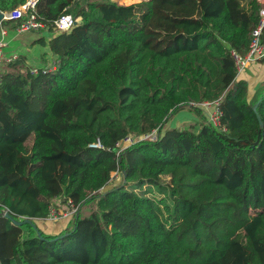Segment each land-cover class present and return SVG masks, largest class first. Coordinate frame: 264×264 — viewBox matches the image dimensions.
Listing matches in <instances>:
<instances>
[{
  "label": "trees",
  "instance_id": "trees-1",
  "mask_svg": "<svg viewBox=\"0 0 264 264\" xmlns=\"http://www.w3.org/2000/svg\"><path fill=\"white\" fill-rule=\"evenodd\" d=\"M258 9L37 0L49 30L63 13L81 21L50 38L53 73L30 75L23 55L1 69L0 264H264V91L247 99L231 56L247 51ZM218 98L225 131L198 106ZM182 109L198 120L165 129ZM68 201L76 213L56 235L3 215L45 219Z\"/></svg>",
  "mask_w": 264,
  "mask_h": 264
},
{
  "label": "built area",
  "instance_id": "built-area-1",
  "mask_svg": "<svg viewBox=\"0 0 264 264\" xmlns=\"http://www.w3.org/2000/svg\"><path fill=\"white\" fill-rule=\"evenodd\" d=\"M36 2L37 0H26L25 3L18 5L11 11L3 12V19L17 21L18 24L14 30L18 33L40 31L41 29H48L47 26L38 19L36 15ZM259 3L258 21L256 26L252 29L250 34V42L248 49L245 53H240L236 50H231L236 76L245 70L251 63L264 60V0H257ZM1 20V21H2ZM0 21V72L1 69L7 64L15 60L18 56L17 53L7 52V29L1 25ZM78 22V18L73 17L69 13L61 14L56 21L52 24V31L55 33L69 31ZM57 58H54L48 65H34L30 66L28 72L32 76L47 75L53 73L57 68ZM1 81V78H0ZM205 110L207 122L220 131H225L226 127L221 122L222 111L220 109V98L212 101H203L198 104ZM158 130L154 129L150 133L142 136L127 135L116 143V146L122 150L128 145L136 143L140 140H155L158 138ZM115 174L117 172H114ZM117 176L119 174L117 173ZM71 212L77 210L70 201H68ZM56 213L49 210V215L53 216Z\"/></svg>",
  "mask_w": 264,
  "mask_h": 264
},
{
  "label": "crops",
  "instance_id": "crops-1",
  "mask_svg": "<svg viewBox=\"0 0 264 264\" xmlns=\"http://www.w3.org/2000/svg\"><path fill=\"white\" fill-rule=\"evenodd\" d=\"M4 27L7 29V36L5 39L7 41V52H14L18 55L25 56L26 61L30 66L48 65L54 58H56L48 45L50 38L57 34L52 30L41 29L40 31L18 33L14 30L13 23L7 24ZM236 80H245L247 82V99L252 101L258 93L264 91V60L251 63L245 70L236 76ZM180 112L185 115L184 118H182V122L179 120L172 121L171 119L173 117H171L166 122L165 129L184 128L190 123L198 120L197 116L189 109H182L177 113ZM104 189H107V186L102 190ZM61 206H63V204ZM62 220L63 221H60L55 226H49L48 223L45 226V222H42L44 228H41L38 224L37 227L46 234H53L67 227L69 219Z\"/></svg>",
  "mask_w": 264,
  "mask_h": 264
},
{
  "label": "rangeland",
  "instance_id": "rangeland-1",
  "mask_svg": "<svg viewBox=\"0 0 264 264\" xmlns=\"http://www.w3.org/2000/svg\"><path fill=\"white\" fill-rule=\"evenodd\" d=\"M114 1H117L119 3H123V4H128V3H131L132 1H135V0H114ZM78 21H81L80 18L78 17ZM199 106V105H198ZM200 110L204 113L205 115V110L201 107ZM184 114L182 112L180 113H177L173 116V118L171 119L172 121L173 120H179L180 122H182V118H184ZM181 117V118H180ZM206 118V116H205ZM206 121H207V118H206ZM171 122V121H170ZM168 124H171V123H168ZM181 128V127H179ZM159 132H158V136H159ZM146 140H150V139H146ZM29 143V142H28ZM117 183L118 182V176H117V173H112V181L111 183ZM62 204H59L58 202L55 203L54 206H51L50 208V211H54L56 214L51 216V215H48L47 218H45V220H40V219H33V226H36L37 228V224L40 225L41 228H44V226L42 225V222H45V226L46 224L48 223L49 226H55L57 225L60 221H63L62 219L66 220V219H69L68 221V224L72 221V217L74 215V213H76V211L74 212H71V207L63 204V206H61ZM24 219V218H23ZM67 224V226H68ZM66 228V227H65ZM65 228H63L62 230H64ZM37 230L40 232V230L37 228ZM36 230V231H37ZM62 230L56 232V233H53V235H56V234H59ZM55 232V231H53Z\"/></svg>",
  "mask_w": 264,
  "mask_h": 264
},
{
  "label": "water",
  "instance_id": "water-1",
  "mask_svg": "<svg viewBox=\"0 0 264 264\" xmlns=\"http://www.w3.org/2000/svg\"><path fill=\"white\" fill-rule=\"evenodd\" d=\"M2 19H3V12L0 11V21H1ZM257 105H258V102L254 103V105H253V110H254L255 113H256V117H257L259 123L261 124L260 117H259V115H258V113H257V111H256ZM3 215H4L6 218L10 219L11 222L14 223V224H16V225H22V224H24V223H29V224H31V225H34L32 219H30V218H24V219H22V220H16V219H14V218L10 215V213L8 212V210H6V209L3 210ZM37 235L40 236V232H39L38 230H37Z\"/></svg>",
  "mask_w": 264,
  "mask_h": 264
}]
</instances>
